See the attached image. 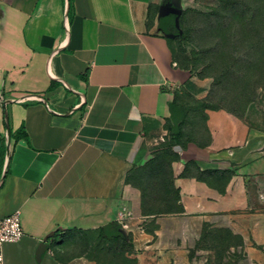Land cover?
<instances>
[{
    "label": "crops",
    "instance_id": "crops-1",
    "mask_svg": "<svg viewBox=\"0 0 264 264\" xmlns=\"http://www.w3.org/2000/svg\"><path fill=\"white\" fill-rule=\"evenodd\" d=\"M156 2L0 0V219L20 210L25 230L4 264H193L208 224L264 264V133L245 118L206 110L174 164L181 211L144 212L127 181L181 118L171 104L190 77L150 19ZM127 211L133 251H96Z\"/></svg>",
    "mask_w": 264,
    "mask_h": 264
},
{
    "label": "rangeland",
    "instance_id": "rangeland-1",
    "mask_svg": "<svg viewBox=\"0 0 264 264\" xmlns=\"http://www.w3.org/2000/svg\"><path fill=\"white\" fill-rule=\"evenodd\" d=\"M156 1L151 20L158 19L167 2L181 10L182 33L174 38L173 53L190 75L177 90L189 117L181 143L167 123L153 140L149 161L131 173V184L143 193L144 212L166 208L160 186L175 178L174 164L183 148L197 141L199 132L205 135L206 110L227 109L264 133V0ZM79 245L83 251L85 246ZM105 248L97 246L96 251ZM189 256L193 264H250L243 236L227 225L203 226Z\"/></svg>",
    "mask_w": 264,
    "mask_h": 264
},
{
    "label": "trees",
    "instance_id": "trees-1",
    "mask_svg": "<svg viewBox=\"0 0 264 264\" xmlns=\"http://www.w3.org/2000/svg\"><path fill=\"white\" fill-rule=\"evenodd\" d=\"M181 16V15H180ZM176 14H170L167 16H159L158 22H159V29L160 31L165 35L167 40L169 41V45L173 49V42L174 38L181 36L182 31L180 30L179 18ZM173 34L174 37H170V35ZM179 106L181 108L182 116L181 118L176 121L174 124H170L172 136L175 138V141L182 142V138L186 136L185 132V124L187 122V119L189 117V110L187 109L186 105L182 104L178 99L177 95L175 98V101L171 104V107ZM224 109V108H223ZM181 140V141H180ZM134 168L131 170L127 177V181L131 183L132 174H134ZM132 173V174H131ZM175 179L171 178L169 181H167L164 185L160 186L161 190L159 192L160 194V201L162 204L166 205V208H162V210H153V211H147V213H161L165 211H181V205H179V199H180V193L179 189L175 186ZM154 187H157L156 185H153ZM165 188V190H163ZM98 235L96 238L97 245H95V248L97 249V246H101L100 244H106L108 243V246H105L108 252H111L113 254L117 255H124L126 253H130L133 251L134 246L132 243V239L130 234L126 233L122 226L118 222H112L109 223L103 227H101L98 231ZM85 238L86 236H80Z\"/></svg>",
    "mask_w": 264,
    "mask_h": 264
},
{
    "label": "built area",
    "instance_id": "built-area-1",
    "mask_svg": "<svg viewBox=\"0 0 264 264\" xmlns=\"http://www.w3.org/2000/svg\"><path fill=\"white\" fill-rule=\"evenodd\" d=\"M132 217L131 212L121 213L119 222L123 229L129 228V223L126 222ZM25 235V230L22 223V214L20 210L6 215L0 219V264L5 263L4 247L9 243H17L22 240Z\"/></svg>",
    "mask_w": 264,
    "mask_h": 264
},
{
    "label": "water",
    "instance_id": "water-1",
    "mask_svg": "<svg viewBox=\"0 0 264 264\" xmlns=\"http://www.w3.org/2000/svg\"><path fill=\"white\" fill-rule=\"evenodd\" d=\"M173 5H174L173 2H167V3L163 4L161 6V12H160L159 16H167L170 14H176L179 17L181 14V10H179L176 6H173ZM178 25H179V23H178ZM170 37H174V35L171 34ZM6 119H7V115H6Z\"/></svg>",
    "mask_w": 264,
    "mask_h": 264
}]
</instances>
